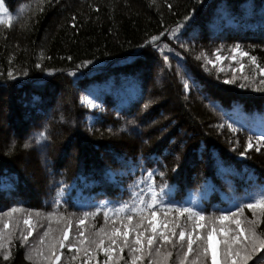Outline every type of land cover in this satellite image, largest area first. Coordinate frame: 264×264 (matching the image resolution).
Segmentation results:
<instances>
[{
  "label": "trees",
  "instance_id": "trees-1",
  "mask_svg": "<svg viewBox=\"0 0 264 264\" xmlns=\"http://www.w3.org/2000/svg\"><path fill=\"white\" fill-rule=\"evenodd\" d=\"M0 2L5 21L13 17L0 24V229L9 223L11 253L5 260L0 249V264H49L39 237L49 226L58 236L69 218L79 234L86 212L97 213L87 233L111 227L104 210L146 192L149 170L167 186L166 202L208 216L264 185V145L240 155L264 134V76L250 60L264 67V0ZM40 131L48 138L38 144ZM13 207L21 211L9 217ZM28 215L35 231L25 243ZM62 251V264L86 259ZM122 255L127 264L128 249Z\"/></svg>",
  "mask_w": 264,
  "mask_h": 264
},
{
  "label": "snow or ice",
  "instance_id": "snow-or-ice-1",
  "mask_svg": "<svg viewBox=\"0 0 264 264\" xmlns=\"http://www.w3.org/2000/svg\"><path fill=\"white\" fill-rule=\"evenodd\" d=\"M169 8L172 5H168ZM42 11L43 9H39ZM7 9L0 2V24L7 23L11 26L13 17L5 14ZM75 20V17L72 18ZM190 19V15L185 16L184 20ZM75 27V24L72 25ZM182 25L177 24L173 33H169L173 38L179 32ZM165 33L159 36H152L151 42L155 46L156 42ZM183 46V45H182ZM241 57L249 56V53L241 51L239 45L234 49ZM71 59V57H69ZM223 57L217 55L216 60ZM231 59L235 60L233 55ZM165 62L168 56H164ZM251 63L259 74L264 76V67L257 64L255 56L250 57ZM90 61H85L87 65ZM215 66L214 61H209ZM244 65L240 64V70H244ZM9 71L8 76L12 77ZM247 79V77H245ZM231 83L232 81H226ZM264 84V80L260 81ZM243 86V85H242ZM183 87L187 90L190 85L187 80ZM88 107H93L88 102ZM231 127V126H229ZM45 131L35 133L34 139L39 144L47 140ZM258 145H264V134L256 138V144L250 139L245 150L240 152L241 156L246 155L249 149L255 148L260 151ZM27 147V145H25ZM163 176V173H160ZM147 191L141 189L139 192H132L130 202H124L115 208H107L103 215L105 221L112 220V226L100 227L94 232H79V243H66L70 240V230L72 228L71 219H67L66 226L58 229L59 235H52L53 229L49 226L40 236V244L45 245L47 239V252L41 249L38 255L47 260L49 264H59L62 258L60 249L67 247L69 251L75 250L77 255L71 257L76 260L82 252L86 258L83 264H100L97 260V253L102 252L106 257L103 264H120L125 260L122 255L128 249L129 259L127 264H170L175 252L177 264H264V232L260 231L262 218H264V185H261L255 192L245 194V199L235 205V210H223L218 215L208 216L203 210H197L191 206H179L176 203L166 202L165 197L169 195L165 185L157 187L154 180V172L149 170L146 175ZM59 204V200L56 201ZM250 210L252 218L245 217L244 210ZM163 214L161 215V211ZM21 209L13 207L10 209L9 217L12 213L19 212ZM99 212V209L97 210ZM112 214L111 217L109 214ZM175 213L174 216H170ZM97 213H84V217L79 219L78 225L84 226L89 215L95 216ZM39 215V213H37ZM50 216L55 214L50 213ZM66 218L63 215L57 217V223ZM183 221V222H182ZM20 221H15L14 228L19 226ZM119 224L120 226H116ZM26 229L21 230L22 242H27L33 235L35 225L31 217L23 219ZM9 228V223H5L0 229V249H5L4 259L8 260L11 253L6 250L4 231ZM9 233V238L11 237ZM30 258V257H29Z\"/></svg>",
  "mask_w": 264,
  "mask_h": 264
},
{
  "label": "rangeland",
  "instance_id": "rangeland-1",
  "mask_svg": "<svg viewBox=\"0 0 264 264\" xmlns=\"http://www.w3.org/2000/svg\"><path fill=\"white\" fill-rule=\"evenodd\" d=\"M29 216H30V215H28V217H29ZM31 219L34 221L33 218H31ZM77 226H80V225H78V223H77ZM44 231H45V230H44ZM80 231H85V233L87 234V232H88V228L85 227V226H83V227L80 229ZM94 231H95V230H94ZM94 231H92V229H91V232H94ZM89 233H90V232H89ZM76 236H78V233H77V231H74V228H73V226H72V228H71V230H70V240L73 239V238L76 237ZM39 240H40V237H39ZM62 250H63V249H60L59 251L62 253V258H63V251H62ZM62 258H61V261L59 262V264H62ZM96 258H97L98 261H100V264H103V261H104V259H105L106 257L104 256V254H103L102 252H100V254H98ZM92 264H96V262L93 261ZM170 264H177V260H176V258H175V252H174V256H173L172 260L170 261Z\"/></svg>",
  "mask_w": 264,
  "mask_h": 264
}]
</instances>
